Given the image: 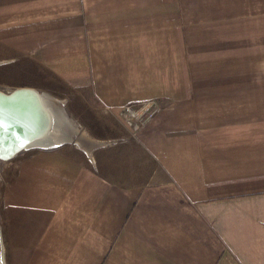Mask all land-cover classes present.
<instances>
[{"label":"crops","instance_id":"crops-1","mask_svg":"<svg viewBox=\"0 0 264 264\" xmlns=\"http://www.w3.org/2000/svg\"><path fill=\"white\" fill-rule=\"evenodd\" d=\"M15 88L51 118L3 162L2 264H264V0H0Z\"/></svg>","mask_w":264,"mask_h":264},{"label":"bare ground","instance_id":"bare-ground-1","mask_svg":"<svg viewBox=\"0 0 264 264\" xmlns=\"http://www.w3.org/2000/svg\"><path fill=\"white\" fill-rule=\"evenodd\" d=\"M24 93L23 91L14 92L7 97H3L6 94L0 93V124H3V129L0 130V158L2 159L7 158L11 152L10 146L14 143H23L24 147L22 148L31 147L32 143L42 139L49 130L51 115L45 109L39 95H32L34 97L32 102L24 98L26 96ZM40 114H43V116L41 115L44 117L43 123H40ZM35 124L43 127V131L39 135L36 133L41 128L38 125L33 129ZM52 124L53 122H51Z\"/></svg>","mask_w":264,"mask_h":264},{"label":"rangeland","instance_id":"rangeland-1","mask_svg":"<svg viewBox=\"0 0 264 264\" xmlns=\"http://www.w3.org/2000/svg\"><path fill=\"white\" fill-rule=\"evenodd\" d=\"M12 90V89H11ZM11 90H5V91H3V90H0L1 92H3V93H8V92H10ZM56 105H59L58 103L56 104ZM55 112V111H54ZM61 113V112H60ZM60 113L59 112H57V113H54V122L55 123H59L60 124V122L61 121H59V118H60ZM59 121V122H58ZM69 121V120H68ZM69 123L70 124H72L70 121H69ZM71 136H70V141H68L69 142V146H70V144L72 145V146H76L77 148L78 147H80V145L82 144V143H87V144H89V145H91L92 144V141H90V140H84L85 138H83L84 136H83V134L81 133V131L80 130H77V131H74L72 134H70ZM86 135V134H85ZM87 136V135H86ZM87 137H90V136H87ZM86 137V138H87ZM92 147H93V145H91ZM70 148V147H69ZM70 152H73L74 154H77V152H78V150L77 149H72V147H71V149L69 150ZM93 150L91 149L90 150V152H85L84 151V153H87L88 155L90 154V153H93L92 152ZM129 154H132L131 152H129V151H124V150H118V151H116V152H113V151H107L106 153H105V156H104V158H105V161H106V164H107V167L109 168V169H118L117 171H120L119 170V168L121 167V166H125V163H124V157H125V155H129ZM138 155V154H137ZM136 156V154L134 155V157ZM135 158H137V156L135 157ZM134 158V159H135ZM138 159V158H137ZM5 161V159H2V158H0V173H1V170L3 169V162ZM116 167H118V168H116Z\"/></svg>","mask_w":264,"mask_h":264},{"label":"built area","instance_id":"built-area-1","mask_svg":"<svg viewBox=\"0 0 264 264\" xmlns=\"http://www.w3.org/2000/svg\"><path fill=\"white\" fill-rule=\"evenodd\" d=\"M128 109L131 113V116L135 120L134 125L142 124L155 111V108L153 107L152 104L145 108H140V107L136 108V107L128 106Z\"/></svg>","mask_w":264,"mask_h":264},{"label":"water","instance_id":"water-1","mask_svg":"<svg viewBox=\"0 0 264 264\" xmlns=\"http://www.w3.org/2000/svg\"><path fill=\"white\" fill-rule=\"evenodd\" d=\"M19 89V90H18ZM25 92L27 94H30V95H33V96H37L38 94L34 91H32L31 89L29 88H15L13 90H11L10 92L8 93H3V94H6L4 95L3 97H7L11 94H13L14 92ZM21 145H24L23 143L19 144V143H14L13 145L10 146V153L8 154L7 158L12 156L16 151H18L19 149H21ZM0 264H2V260H1V257H0Z\"/></svg>","mask_w":264,"mask_h":264},{"label":"snow or ice","instance_id":"snow-or-ice-1","mask_svg":"<svg viewBox=\"0 0 264 264\" xmlns=\"http://www.w3.org/2000/svg\"><path fill=\"white\" fill-rule=\"evenodd\" d=\"M3 129V124H0V130ZM24 147V145H21V148Z\"/></svg>","mask_w":264,"mask_h":264}]
</instances>
